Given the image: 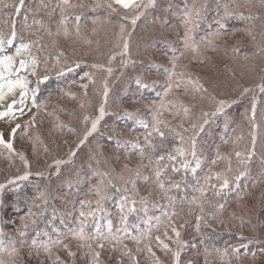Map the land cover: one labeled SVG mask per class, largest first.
<instances>
[{
	"label": "snow or ice",
	"instance_id": "snow-or-ice-1",
	"mask_svg": "<svg viewBox=\"0 0 264 264\" xmlns=\"http://www.w3.org/2000/svg\"><path fill=\"white\" fill-rule=\"evenodd\" d=\"M0 124V264H264V0H0Z\"/></svg>",
	"mask_w": 264,
	"mask_h": 264
},
{
	"label": "trees",
	"instance_id": "trees-1",
	"mask_svg": "<svg viewBox=\"0 0 264 264\" xmlns=\"http://www.w3.org/2000/svg\"><path fill=\"white\" fill-rule=\"evenodd\" d=\"M28 2H31V0H28ZM236 26L237 27H240V24L237 22L236 23ZM135 38L133 39V43H135ZM80 72V70H78V73ZM75 79L76 81L79 80V75L78 74H69V77L67 78V83H71V81ZM67 83H64V84H60L58 86V83L57 81H55L54 79L49 82L48 84L42 86V97H48L49 95H51V101L52 103H61L62 105L65 106L66 104V101H69L67 98H65L64 100H58L57 98L59 97L60 95V87H67ZM72 91H78V87L76 84H73L72 85ZM74 103V102H73ZM245 106H248V101L247 99H245V101L243 102V104L241 105H238L236 106L237 107V111L241 112L244 108H246ZM67 108V107H66ZM49 127V125L47 124V122H45V124L43 125V128H42V134L47 136V128ZM214 139L217 140L218 142V137H215ZM259 146V144H258ZM19 147V145H18ZM259 148V147H258ZM29 154H31L29 152ZM206 155H211V153H206ZM207 164V161L205 162ZM234 206V205H233ZM193 223V221L189 218V224L191 225ZM189 231H191V228H189ZM247 231L245 232V234L247 235ZM228 241H231V242H238L237 239L235 237H229L227 234H224L222 235L221 237L218 238L217 240V244L220 245V246H223V244L225 242H228ZM258 250V246L257 245H252L251 246V251H257Z\"/></svg>",
	"mask_w": 264,
	"mask_h": 264
},
{
	"label": "rangeland",
	"instance_id": "rangeland-1",
	"mask_svg": "<svg viewBox=\"0 0 264 264\" xmlns=\"http://www.w3.org/2000/svg\"><path fill=\"white\" fill-rule=\"evenodd\" d=\"M140 35V32L138 31V33L134 36V37H138ZM136 38H135V43H136ZM135 43H133V46H135ZM162 47V46H161ZM135 54V53H134ZM229 63H230V61H229ZM220 69H221V71L223 70V65H221L220 66ZM52 81V80H51ZM51 81H49V82H51ZM48 82V83H49ZM245 83H251V81L250 80H246V81H244ZM42 86H44V85H42ZM54 103V102H53ZM75 105H74V103L72 102V101H66V104H65V107H67V109H69V110H71L73 107H74ZM245 107H247V106H245ZM237 109V107L235 108V110L233 111V116H234V118L239 122L240 120H241V116H242V113L244 112V110H245V108L241 111V112H239V111H237L236 110ZM0 128H3V125L2 124H0ZM7 130L8 129H5L4 131L5 132H7ZM47 132V131H46ZM213 138H215V137H213ZM259 147V146H258ZM259 149V148H258ZM258 191V190H257ZM249 233H247V235H248Z\"/></svg>",
	"mask_w": 264,
	"mask_h": 264
},
{
	"label": "bare ground",
	"instance_id": "bare-ground-1",
	"mask_svg": "<svg viewBox=\"0 0 264 264\" xmlns=\"http://www.w3.org/2000/svg\"><path fill=\"white\" fill-rule=\"evenodd\" d=\"M3 129L5 130V129H7V127H5V126L3 125Z\"/></svg>",
	"mask_w": 264,
	"mask_h": 264
}]
</instances>
